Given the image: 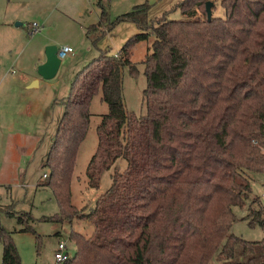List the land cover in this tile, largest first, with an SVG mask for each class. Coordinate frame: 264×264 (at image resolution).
Segmentation results:
<instances>
[{"label": "trees", "instance_id": "1", "mask_svg": "<svg viewBox=\"0 0 264 264\" xmlns=\"http://www.w3.org/2000/svg\"><path fill=\"white\" fill-rule=\"evenodd\" d=\"M207 1L181 0L172 10L185 18L169 19L171 10L152 18L148 2L112 17L97 0L100 20L86 31L94 46L121 22L140 31L117 55L100 50L60 101L64 113L45 162V185L60 212L49 219L84 217L94 230L72 229L75 254L57 264H264V238L231 231L234 208L247 204L249 223L264 228V203L252 195L255 175L264 172V0H220L223 16L214 15L212 0L211 20ZM141 41L149 45L146 112L138 115L127 110L123 72L139 71L131 54ZM100 91L108 112L96 129L88 185L98 188L103 173L114 172L81 216L71 180ZM121 158L124 169L116 164ZM20 231L36 234L31 225ZM0 240L1 264H22L13 231L0 226Z\"/></svg>", "mask_w": 264, "mask_h": 264}, {"label": "rangeland", "instance_id": "2", "mask_svg": "<svg viewBox=\"0 0 264 264\" xmlns=\"http://www.w3.org/2000/svg\"><path fill=\"white\" fill-rule=\"evenodd\" d=\"M10 1L0 0V21L8 20L15 32L13 34L10 33V36H6L11 42H7L4 37H0V80L7 75L9 68L15 69L14 71L17 73L13 75L17 76L24 70L38 73L37 70L40 65L37 60V47L41 32L38 31L39 33L37 32L32 35L30 33L31 24L33 22L39 23L38 21H34L36 19L33 18L37 13L36 9L33 6H22V3L15 4ZM157 2V0L148 1V3L152 4V9L150 10L152 18L159 17L169 10H171L168 12L169 19L185 18L180 9L172 10L176 0H161V3ZM216 2L217 7L214 15L223 16L225 10L220 6V0ZM17 22L23 23L17 26ZM45 31H48L52 36L55 34L59 41L58 47L62 46L63 43H71L75 49L76 56L70 59V55L72 54H69L68 58L63 60V65L60 67L57 75L53 79L43 81L47 83L51 82V84L45 83L41 87H31L30 89V91L35 92L39 101L44 102L45 106L48 102L50 103V115H45L50 116L51 125L45 130V140L41 149L47 145V141L51 142L53 140V132L55 133L54 125L57 123L59 112L62 113L63 111V104L60 103L61 100H58L59 105L53 106V100L50 97H60L62 99L63 96H67L76 74L97 57L100 54V50H109L110 54H115L118 51L117 46L113 43H110L111 45L107 44V48L105 49L101 48L100 43L106 36L98 41L97 46H94L87 34L85 38L83 36H70L68 30L66 32V29L62 27L56 28V30H50L46 27ZM87 45L92 46V51H88ZM148 45L147 41H141L132 51L131 60L138 67L139 71L137 74H131L128 67H125L123 72L124 97L127 110L138 115L146 112L143 95L147 86V78L144 73L145 66L142 60L148 51ZM13 75L11 73L7 75L6 80L2 84H5L6 81L12 82ZM16 87L18 88V86ZM90 110V126L85 139L80 145L71 180L72 203L78 209V214H82L81 216L89 213L92 205L95 203L96 195L102 194L110 187L112 183L111 175L114 172V168L105 171L98 188L88 185L87 166L98 144L96 129L103 115L108 112V104L102 100L101 91L94 96ZM53 116L55 117V121L52 124ZM116 164L120 169H124L127 162L121 158ZM37 166L38 164L34 167L27 181H29V178H31V182L37 180L40 183L38 188L28 187L24 189L13 186L14 192H1L0 190V226L13 231L14 239L16 235L17 240L15 242L24 254L26 261H33L31 263L37 262L36 264H57L55 250L58 247L59 240L62 239L61 241L68 244L67 251L70 255H74L76 251L74 241L68 237L66 232L74 229L86 235H91L94 225L91 221L80 216V219L75 217L72 221L65 220L63 222L49 219L60 212V207L55 191L51 186L45 185L46 180L42 177L43 171L48 168H37ZM252 195H259L264 203V172L255 175L252 182ZM234 211L237 219L233 223L232 233L251 241H259L264 238V228L260 224H250L249 219L246 218L249 213L248 204L243 208L235 207ZM19 217L25 220L21 222L19 221ZM25 225H31L36 234L31 232L33 234L31 236L30 233H21L23 231H19V229ZM214 264L222 263L214 260Z\"/></svg>", "mask_w": 264, "mask_h": 264}, {"label": "crops", "instance_id": "3", "mask_svg": "<svg viewBox=\"0 0 264 264\" xmlns=\"http://www.w3.org/2000/svg\"><path fill=\"white\" fill-rule=\"evenodd\" d=\"M148 1L102 0L112 17L128 12L135 6ZM157 1V3H161V0ZM179 1L181 0H176L175 4ZM10 2L15 4L22 3V6H33L36 9L37 13L33 18L36 19L34 21H38L41 25L39 31L41 32L39 34L40 41L37 47L38 64L46 60V46L49 44L58 45L59 42L55 34L52 36L48 31H45L46 27L50 30H56V28L62 27L66 29V32L68 30L70 36H83L85 38L87 27L100 20L101 9L97 5V0H11ZM21 19L23 20V18ZM139 31L135 23L121 22L106 35L101 41L102 44L100 43V46L102 49H105L107 48V44H115L118 50L115 52V55H117L123 44ZM10 33H15L13 27L10 26V22L8 20L0 21V37H4L7 42H11L6 37L10 36ZM63 44L71 45V43ZM91 47V45H87L88 51H92ZM70 56V59H73L76 54L73 53ZM63 60H66V58ZM63 60L61 66L63 65ZM14 70L13 68H9L7 75L10 73L12 75L16 74L17 72ZM6 76L0 80V190L1 192H14L13 186L24 189L35 187L36 189L40 183L37 180L31 182V178H29V181L27 179L37 164V168L46 167L45 162L57 131L58 122L64 113V106L62 113L59 112L57 123L54 125L55 133L53 132V140L51 142L47 141V145L41 149L45 140V130L51 125L49 116L50 103L48 101L52 99V104L55 106L57 104L59 105L58 100L61 99L60 97H50L51 99L49 98L45 106L44 102L39 101L36 97L35 92L30 91L31 87H41L45 83L51 84V82H43L50 79H44L38 73L24 70L17 76L13 75L12 82L6 81L5 84H2L6 80ZM54 121L55 117L53 116L52 124ZM48 172V169L43 171L42 177L44 179L47 178L45 174L47 175ZM100 195H96L95 201ZM21 233H30L31 236L33 235L31 232ZM66 233L70 238L71 230ZM15 240H17L16 235ZM67 247H69L68 244ZM17 248L21 256L22 264L37 263L26 261L21 249L19 247ZM2 257L3 243L0 240V264Z\"/></svg>", "mask_w": 264, "mask_h": 264}, {"label": "water", "instance_id": "4", "mask_svg": "<svg viewBox=\"0 0 264 264\" xmlns=\"http://www.w3.org/2000/svg\"><path fill=\"white\" fill-rule=\"evenodd\" d=\"M214 1L208 0L206 2V11L208 19L211 20L213 16ZM17 25L21 22H17ZM58 45L49 44L45 48L46 60L38 66V74L44 79H53L61 66L62 59L58 56Z\"/></svg>", "mask_w": 264, "mask_h": 264}, {"label": "built area", "instance_id": "5", "mask_svg": "<svg viewBox=\"0 0 264 264\" xmlns=\"http://www.w3.org/2000/svg\"><path fill=\"white\" fill-rule=\"evenodd\" d=\"M41 29V25L37 22H33L31 24V30L30 33L32 34H36L38 31H40ZM75 53V49L72 45L69 44H63L62 46H60L58 48V56L63 60L65 58L68 57L69 54H73ZM45 176H47L45 174ZM70 256V254L67 251V244L64 241H60L58 248L56 250L55 253V258L57 260L58 263L60 262H64L65 260H67V258Z\"/></svg>", "mask_w": 264, "mask_h": 264}]
</instances>
